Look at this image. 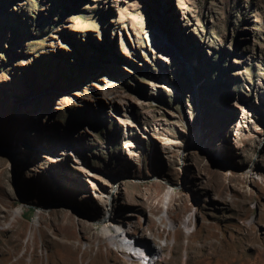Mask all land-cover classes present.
<instances>
[{"label": "rangeland", "instance_id": "obj_1", "mask_svg": "<svg viewBox=\"0 0 264 264\" xmlns=\"http://www.w3.org/2000/svg\"><path fill=\"white\" fill-rule=\"evenodd\" d=\"M112 220L264 264V0H0V264H139Z\"/></svg>", "mask_w": 264, "mask_h": 264}, {"label": "bare ground", "instance_id": "obj_2", "mask_svg": "<svg viewBox=\"0 0 264 264\" xmlns=\"http://www.w3.org/2000/svg\"><path fill=\"white\" fill-rule=\"evenodd\" d=\"M146 37H147L148 42L150 43V42L154 41L153 38H155L156 36L152 32H147ZM119 182L120 181L117 179L115 182V185H117ZM114 189L115 188L112 186L110 191H113ZM109 194H110V192H109ZM106 199H107V201L109 200V195H107ZM108 204H110V202ZM107 212H108V209H107ZM112 222L114 223V225H116L117 230L115 232H112L110 228H106V233L107 234L109 233L108 237L110 238L111 243L116 244L120 250L126 251L127 255L131 256L132 254H135L136 256H140V253H141L140 249H138V248L135 249V245L133 244L131 239L141 241L142 242L141 245H143V246L146 245L147 250L150 252V254H149V252H148V254L151 255V252H152L153 257H155L154 255H158L159 253L162 252V250H163L162 247L152 245L150 242H148V240L132 235L128 226H125L122 222L114 221V220H112ZM127 250H129V251H127ZM152 260H153V258H151L150 261H152Z\"/></svg>", "mask_w": 264, "mask_h": 264}, {"label": "water", "instance_id": "obj_3", "mask_svg": "<svg viewBox=\"0 0 264 264\" xmlns=\"http://www.w3.org/2000/svg\"><path fill=\"white\" fill-rule=\"evenodd\" d=\"M18 200H20L19 198H18ZM33 206H34V204H32Z\"/></svg>", "mask_w": 264, "mask_h": 264}]
</instances>
